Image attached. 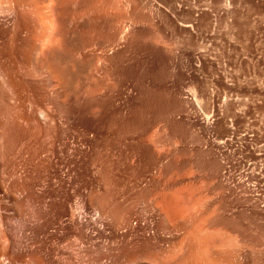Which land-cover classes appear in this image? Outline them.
Returning a JSON list of instances; mask_svg holds the SVG:
<instances>
[{
    "label": "bare ground",
    "instance_id": "6f19581e",
    "mask_svg": "<svg viewBox=\"0 0 264 264\" xmlns=\"http://www.w3.org/2000/svg\"><path fill=\"white\" fill-rule=\"evenodd\" d=\"M122 4L0 0V264H232L217 242L207 244L204 225H197L204 239L195 231L202 238L195 256L184 249L187 183L180 197L156 200L155 193L144 201L135 223V200L119 210L110 206V192L120 198L134 182L124 165L126 134L131 145L138 141L137 125L126 123L123 110ZM101 9L104 21L115 14L114 50L112 38L93 26ZM84 99L100 104L95 127L79 119L77 102ZM174 236L177 249L154 250Z\"/></svg>",
    "mask_w": 264,
    "mask_h": 264
},
{
    "label": "rangeland",
    "instance_id": "374dc122",
    "mask_svg": "<svg viewBox=\"0 0 264 264\" xmlns=\"http://www.w3.org/2000/svg\"><path fill=\"white\" fill-rule=\"evenodd\" d=\"M122 3L123 110L138 132L134 146L126 134L124 165L128 181L138 185L126 186L120 198L112 190L110 206L119 210L135 200V223L143 218L144 201L155 193L156 200L180 197L187 183L188 255L196 253L205 231L207 244L217 242L232 264H264V0ZM104 11L93 26L116 41L115 10H107L109 22ZM95 102H77L79 119L92 127L102 116ZM114 103L103 107L109 112ZM157 221L152 217L153 226ZM175 237L154 250L177 249Z\"/></svg>",
    "mask_w": 264,
    "mask_h": 264
}]
</instances>
